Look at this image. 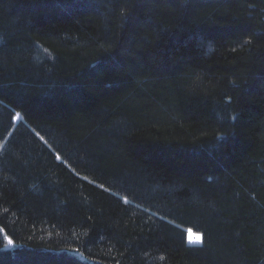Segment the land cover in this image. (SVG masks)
<instances>
[{
    "label": "trees",
    "instance_id": "16d2710c",
    "mask_svg": "<svg viewBox=\"0 0 264 264\" xmlns=\"http://www.w3.org/2000/svg\"><path fill=\"white\" fill-rule=\"evenodd\" d=\"M0 145V264H264V0H0Z\"/></svg>",
    "mask_w": 264,
    "mask_h": 264
},
{
    "label": "rangeland",
    "instance_id": "374dc122",
    "mask_svg": "<svg viewBox=\"0 0 264 264\" xmlns=\"http://www.w3.org/2000/svg\"><path fill=\"white\" fill-rule=\"evenodd\" d=\"M16 121L18 122L19 119L18 120L16 119ZM197 238H199V242H196ZM202 240H203L202 239V235L196 234L193 231H189V233H188V241H189L190 244L199 245V244L202 243Z\"/></svg>",
    "mask_w": 264,
    "mask_h": 264
},
{
    "label": "snow or ice",
    "instance_id": "6c2138e0",
    "mask_svg": "<svg viewBox=\"0 0 264 264\" xmlns=\"http://www.w3.org/2000/svg\"><path fill=\"white\" fill-rule=\"evenodd\" d=\"M17 120L20 118V114L19 113H17L16 114V117H15ZM41 139H43V137H41ZM3 146L2 145H0V148H2ZM57 159H59V157H57ZM128 201L127 200H125V203H127ZM196 242H199V238H197V241ZM8 243L9 244H12V241L11 240H9L8 241Z\"/></svg>",
    "mask_w": 264,
    "mask_h": 264
}]
</instances>
